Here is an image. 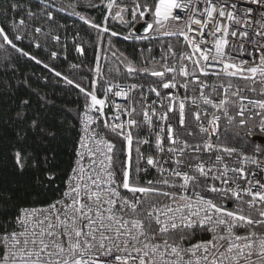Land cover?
Instances as JSON below:
<instances>
[{
	"label": "snow or ice",
	"instance_id": "1",
	"mask_svg": "<svg viewBox=\"0 0 264 264\" xmlns=\"http://www.w3.org/2000/svg\"><path fill=\"white\" fill-rule=\"evenodd\" d=\"M10 7L14 15L7 23L9 31L0 26L3 41L0 48L6 44L40 63L14 41L24 39L32 22H54L53 13L44 9L34 12L19 0ZM72 7L74 10L75 5ZM114 7L119 9L116 17L123 21L122 14L128 11V6L108 0L107 8ZM131 12L133 20L137 15L151 16L146 32L182 37L190 51L179 54L178 67L169 66L168 57L175 60L177 54L168 45V52L161 57V70L137 69L129 61L128 72L151 71L155 77L172 73V79L162 82L163 89L177 86V74L191 77L182 87L187 89L190 82L198 86V96L192 98L196 110L186 113L187 96L178 101V126L184 130L181 133L170 119L175 116L177 98L168 97L167 111L158 117L166 124L154 132L157 155L145 157L136 148L137 174L140 160H146L158 172L155 180L141 184L131 175V131L125 132L120 123L104 121L105 128L119 130L127 142V158L121 162L118 177L116 146L93 126L95 119L90 115L92 109L103 113L107 93L113 88L118 89L116 96L127 98L128 92L138 85L131 84L124 91L119 84H109L105 98L100 99L95 81L90 92L75 83L90 103L86 102L80 118L82 134L66 188L59 199L47 206L21 208L10 225L0 224V264H264V231L256 230L257 226L264 228V148L256 147L252 154H246L235 147L217 145L212 139L219 136L222 117L227 125L240 127H247L250 120L258 118L259 124L249 129L245 137L264 134V0H144L143 3L134 0ZM8 19L5 16L0 24ZM32 31L41 34L43 27H34ZM103 31L109 29L105 27ZM54 39L59 41L60 37ZM36 47L40 45L37 43ZM245 54L248 59H237ZM56 55L52 53L53 57ZM185 61L191 62V72ZM217 67L219 71L214 75L220 81L218 85H209L196 75L199 72L207 76L209 69ZM96 72L100 74L99 65ZM55 75L59 77L61 73ZM233 77H240L244 86L234 85ZM64 80L74 84L67 77ZM151 91L157 97L161 95L155 87ZM246 92L255 98L245 95ZM29 103L23 100L21 105L27 108ZM134 112L132 108L129 115ZM155 115L154 108L151 115L148 109L143 111L150 130ZM17 116L27 119L23 111ZM189 116L193 118L190 131ZM127 124L130 128L139 127L135 119H128ZM29 128L40 135L55 137V133L46 132L37 118L31 120ZM184 137L198 138L200 142L190 143ZM231 157H236L232 166L227 162ZM29 158L21 150L14 153L21 171ZM47 160L45 157V163ZM121 188L131 193V197L122 195ZM197 230L210 238L192 243Z\"/></svg>",
	"mask_w": 264,
	"mask_h": 264
},
{
	"label": "trees",
	"instance_id": "2",
	"mask_svg": "<svg viewBox=\"0 0 264 264\" xmlns=\"http://www.w3.org/2000/svg\"><path fill=\"white\" fill-rule=\"evenodd\" d=\"M14 2L17 0H0V21H5V16L9 18L0 24L6 31H9L7 23L14 15L10 7ZM19 2L37 13L41 9L52 12L54 22H32L24 39L14 41L18 48L35 56L40 63L20 55L6 44L0 48V224L5 226L11 224L22 207L48 204L63 190L75 156L80 113L87 102L75 83L89 90L94 80H100L101 86L111 80L153 81L151 71L129 73L128 62H133L137 69L147 67L151 70L154 65L148 62L149 46L153 47L158 41L162 44L171 41L179 46L175 38L139 39L145 35L133 33L143 19L137 15L133 20L134 0H116V4L128 6V11L122 14L123 21L115 15L118 8H107L108 0ZM72 5H75L74 10ZM15 18L20 19L19 16ZM37 26L43 27L41 34L32 31ZM105 27L109 31L104 32ZM113 32L117 35L113 36ZM55 36L60 37L59 41L54 39ZM37 43L40 47H36ZM81 48L83 51L79 50ZM53 52L57 54L55 57ZM55 72L61 75L58 77ZM64 77L73 80L74 84H67ZM23 100L30 101L27 108L22 107ZM21 111L27 119L17 116ZM33 118L39 119L46 132L55 133V137L40 135L30 129ZM117 143V165L120 167L122 143L119 140ZM17 150L30 156L23 171L15 163ZM134 153L131 174L137 180L143 172L141 169L138 174L135 171L136 148ZM45 157H48L46 163ZM205 235L197 230L192 240Z\"/></svg>",
	"mask_w": 264,
	"mask_h": 264
},
{
	"label": "built area",
	"instance_id": "3",
	"mask_svg": "<svg viewBox=\"0 0 264 264\" xmlns=\"http://www.w3.org/2000/svg\"><path fill=\"white\" fill-rule=\"evenodd\" d=\"M152 22V21H151ZM135 29V28H134ZM150 35H145L139 39H144V38H150L152 40H158L160 38H175L176 40L179 41V46L177 47L174 45L171 41H167L164 44L161 42H156L154 43L153 47L149 46V52H150V58L148 62L150 64H153L154 67L151 70H161V57L165 55L168 52V45H171L174 51L177 54V59H173L171 56L168 57V65L169 66H177L179 64L178 56L181 52H189L190 49L186 46L185 41L183 40L182 37L178 36H163L160 35L157 32L154 31H149ZM231 39V38H230ZM248 59L247 54L243 56H238L237 59ZM153 60L155 62H153ZM185 63L188 66L189 71H192V64L190 61H185ZM143 64H146L144 61ZM215 71H219V68L215 69H209L208 75L205 76L199 72L196 73L200 77L201 80L206 81L209 85L216 84L218 85L220 81L217 80L216 76L214 75ZM155 80L150 81V82H144V81H133V80H111L105 82L103 86L100 85V80H94L96 82L95 84V92L98 98L104 99L105 98V89L109 86V84H119L121 85L122 89L124 91H128V86L131 84H136L138 87L130 92H128V97H122V96H116L114 93L118 90L116 88H113L111 92L107 93V98H106V103L104 106L103 113L97 112L95 109H92L90 111V115H92L95 119V124L93 125L98 131H101V134L108 140H110L112 143L115 144L117 149V140H119L122 143V155H123V162L126 161L127 158V142L124 139V136L120 135L119 130L117 131H112L111 129H107L104 127V121L107 120L109 124H115V123H120L124 126V131H131L132 136H133V145H132V162H133V156H134V148H139L140 152H142L145 157L148 155H157L156 150H155V131H160V126L165 125L166 122L160 121L158 117L162 112L167 111V106L170 103V100L168 97L173 96L177 98V103L175 106V116H170L171 122L173 124V127L176 128L178 131L183 133L184 130L179 129L178 126V101L181 99H184L186 96L188 99L185 101L186 103V113H191L194 112L196 109L192 105V98L195 96H198V86L189 83V87L185 89L182 87L184 84L185 80L191 81V77L185 78L180 75L175 76V82L177 84L176 87L170 88V89H163L161 84L162 82H166L167 79H172L173 74L172 73H166V77H155ZM231 82L234 85H240L241 87L244 86L245 82L241 80L240 77H233L231 79ZM155 87L157 90L161 93L159 97L156 96L155 92L151 91V88ZM87 91H93V87ZM210 91V89H206V92ZM245 95H251L253 98H255L254 94L250 93H245ZM87 103H90V100H87ZM197 103L199 104L200 101L197 100ZM117 105L119 108H117ZM203 107H208L209 111H212L209 106H203ZM135 108V112L129 115L131 112V109ZM155 109L156 115L153 116V129L150 130V126L147 124V122L144 121L143 118V111L145 109L149 110V114L151 115V110ZM85 111V106L83 107L81 113H80V118L82 117L83 113ZM114 117H119V119H113ZM79 118V126H78V135H77V140H76V148L79 146V139L82 134V124L81 120ZM128 119H135L139 127H129L127 124ZM189 127V131L191 130V125L193 124V118L191 116L188 117L187 120ZM206 123V122H205ZM259 124V119L255 120H250L248 122L247 127H240L238 124H232V125H227L226 123V118L221 119L220 121V133L219 136H213V142L216 143L217 145H226L228 147H235L240 151H243L246 154H252L254 149L256 147H262L264 148V134L256 133L255 136L261 137L263 139L262 142L259 140L255 139L254 137H245V134L249 132V129L253 128L254 126ZM227 127V131H225V128ZM166 132V128H165ZM202 135V134H201ZM189 140L190 143H198L200 142L199 139H193V137H184ZM149 140L150 143L144 144V143H137L138 141L142 140ZM166 139V137H165ZM238 139V141L236 140ZM236 140V141H235ZM165 147H168V143H165ZM264 158V157H262ZM75 159L76 156H74L73 163L69 169V172L67 174V177L64 182V187L61 193L65 190L66 188V182L68 176L71 174V169L75 166ZM136 159H137V153H136ZM236 157H231L227 158V162L229 163L230 166L233 165ZM140 169L143 172L141 175H138L137 180L140 181L141 184H146L147 181L149 180H155L158 177V172L156 169L152 168L151 166H148L146 164V160H140L139 161ZM121 167V166H120ZM120 167L116 163V170H117V176H120ZM165 167H169V165H165ZM148 169L145 171V169ZM132 175V174H131ZM119 182V180H118ZM166 190V189H165ZM122 195H127L131 197V193H129L127 190L121 188L120 189ZM61 195V194H60ZM60 195L58 198H60ZM142 195V194H141ZM55 199V200H56ZM247 199V197H246ZM54 201V200H53ZM52 201V202H53ZM50 202V203H52ZM49 204V203H48ZM48 204L44 205H38V206H31V207H22V208H39V207H44L47 206ZM257 231H264V228H260L257 226ZM205 237H199L194 240H192V243H195L196 241L199 240H206L210 238V235L205 233ZM241 234H243L241 232Z\"/></svg>",
	"mask_w": 264,
	"mask_h": 264
},
{
	"label": "water",
	"instance_id": "4",
	"mask_svg": "<svg viewBox=\"0 0 264 264\" xmlns=\"http://www.w3.org/2000/svg\"><path fill=\"white\" fill-rule=\"evenodd\" d=\"M151 21H152L151 16L147 14V15L145 16L144 21L140 22V23L135 27V29L133 30V33H134V34H139V35H146V34H148L149 32H146L144 29H145L146 24H147V23H151ZM255 139L259 140L260 142L263 141V139H262L261 137H257V136H255Z\"/></svg>",
	"mask_w": 264,
	"mask_h": 264
},
{
	"label": "rangeland",
	"instance_id": "5",
	"mask_svg": "<svg viewBox=\"0 0 264 264\" xmlns=\"http://www.w3.org/2000/svg\"><path fill=\"white\" fill-rule=\"evenodd\" d=\"M144 20V18L142 19V21ZM134 30V29H133Z\"/></svg>",
	"mask_w": 264,
	"mask_h": 264
}]
</instances>
